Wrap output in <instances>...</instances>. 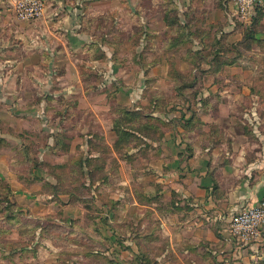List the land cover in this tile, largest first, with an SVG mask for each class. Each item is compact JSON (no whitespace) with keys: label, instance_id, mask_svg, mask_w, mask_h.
Returning <instances> with one entry per match:
<instances>
[{"label":"crops","instance_id":"0c3cea01","mask_svg":"<svg viewBox=\"0 0 264 264\" xmlns=\"http://www.w3.org/2000/svg\"><path fill=\"white\" fill-rule=\"evenodd\" d=\"M190 1L182 0L184 10ZM46 7L43 18L21 21L10 0H0V118L8 117L11 133L46 136L39 158L56 166L31 171L39 180L31 184L8 174L23 210L62 212L77 222L85 200L93 201L104 220H96L93 242L113 246L118 264H264V234L243 244L229 233L233 213L264 199V16L246 59L239 56L240 20L221 7L217 16H200L203 35L184 33L183 46L164 35L161 47L169 22L161 17L145 68L138 57L118 59L124 42L108 40L119 30L98 31L100 40L78 9L62 0H46ZM135 20L146 38L145 16ZM143 45L130 50L145 52ZM192 48L208 58L203 75L174 78V68L192 67ZM211 54L221 61L212 64ZM181 83L198 85V95L190 96L191 87L179 92Z\"/></svg>","mask_w":264,"mask_h":264},{"label":"rangeland","instance_id":"374dc122","mask_svg":"<svg viewBox=\"0 0 264 264\" xmlns=\"http://www.w3.org/2000/svg\"><path fill=\"white\" fill-rule=\"evenodd\" d=\"M62 1L64 5H68L69 9L72 8V11L74 8L78 9L80 16H87L86 22L89 26H93V33L97 39H103L98 31L101 32L104 29L119 30L118 36L108 40V42L115 45H120L124 42V51L116 54L118 59H128L131 62L134 58L138 57L145 63V68L151 64L154 57L151 51V40L152 34L157 32L159 18L167 16L169 19L168 30L164 34H159L162 42L161 47L165 48L167 45L164 42L165 39H162L164 35L167 36V39L173 41L174 44L182 43V46L185 43L189 44L187 40L184 41V33L191 32L192 34H201L202 36L203 30L201 27L203 26V18L200 16H217L220 12L217 8H222L224 16H235L232 0H191V7L187 11L183 8L185 4L182 0ZM259 8H263V6L257 7V9ZM11 9V12L15 15L14 9ZM102 16H112L113 18L114 16H124V22L126 23L125 25H122L124 22L114 24V21H110V23L104 20ZM135 16H145L146 24L144 27L147 30L146 38H141V26L138 25ZM183 16L195 17L191 19V22H187L185 19L184 21L182 20ZM220 16H223L222 13H220ZM260 16H264V10ZM240 23L243 39L241 41L239 56L241 59H246L248 55L247 49L250 48L249 39L253 34L254 28H257V24L252 27L250 25L253 23L250 25L241 21ZM190 25H192L191 30ZM140 40L143 41L145 52L135 54L130 48L134 49L140 43ZM211 41L213 44L210 43V46L216 45L213 39ZM185 48L189 49L188 45ZM191 50L189 54L187 53L186 58L189 59L192 67L190 70H186V72H181L174 68L171 70V75L174 78L191 79L189 81L194 82L192 80L203 75V70L200 66L208 58L200 51H194L193 48ZM172 58L177 61L181 58V55L176 53ZM209 58L212 64H217L221 61L216 54H211ZM150 71L151 69L149 68V73ZM254 77L260 79L258 74ZM185 88L191 90L189 91L190 96L194 94L198 95L199 93L198 85L186 83L177 85L179 92ZM147 92L150 91L148 90ZM186 103H189V106L186 104L189 110L194 109V99H189ZM243 103L245 104V102ZM3 107L5 106L0 105V113L5 115L6 111L2 109ZM244 107L246 108L245 105ZM245 108L241 107L242 113ZM259 108L263 109L264 106L262 105ZM242 120L241 115V130L244 129L247 134L249 125L245 120ZM254 120L255 122L259 121V117L255 116ZM8 124V117L0 118V264H118L116 260H119V256H116V250L113 249V246L93 242L95 240L93 233H96L94 229V225L97 223L96 220H100V222L104 221L102 214L99 211H94L95 206L93 205V201L89 199L85 200L87 211L76 222L69 217L64 218L62 212L44 216L31 214L29 210L24 211L23 207L15 200V194L10 182L11 175H8L9 173H17L22 179L26 180V183L31 184L39 181L38 178L29 176L31 171L34 169L40 171L44 167L52 169L56 166L50 162L43 164L40 161L39 156H43L44 154V149L40 148L42 145H45L46 136L28 132L11 133ZM11 137L25 140V142H15ZM43 191L45 192V187ZM46 191L49 192L50 188H46ZM53 192L55 194L58 192L55 187H53ZM81 195H87V193L82 191ZM80 227L83 228L79 230L78 228ZM111 249H113L112 252H110ZM107 251L111 254L106 255ZM123 264H125L124 261ZM131 264H137V262L134 261Z\"/></svg>","mask_w":264,"mask_h":264},{"label":"built area","instance_id":"2783aa9c","mask_svg":"<svg viewBox=\"0 0 264 264\" xmlns=\"http://www.w3.org/2000/svg\"><path fill=\"white\" fill-rule=\"evenodd\" d=\"M232 5L238 20L252 24L257 7H264V0H232ZM10 6L21 21L41 19L47 8L46 0H10ZM229 233L243 244L258 241L264 234V199L233 213L229 220Z\"/></svg>","mask_w":264,"mask_h":264},{"label":"trees","instance_id":"16d2710c","mask_svg":"<svg viewBox=\"0 0 264 264\" xmlns=\"http://www.w3.org/2000/svg\"><path fill=\"white\" fill-rule=\"evenodd\" d=\"M262 9L264 10V7L263 8L256 9L255 14L253 16V21H252L253 24L251 25L252 27H253V25H255L257 23L258 19L261 17L260 15L263 12ZM0 148H1V146H0Z\"/></svg>","mask_w":264,"mask_h":264}]
</instances>
